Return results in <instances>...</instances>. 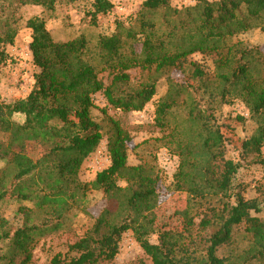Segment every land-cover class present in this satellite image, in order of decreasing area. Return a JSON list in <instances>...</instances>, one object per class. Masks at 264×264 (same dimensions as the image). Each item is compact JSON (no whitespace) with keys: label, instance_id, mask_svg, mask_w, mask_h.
<instances>
[{"label":"trees","instance_id":"obj_1","mask_svg":"<svg viewBox=\"0 0 264 264\" xmlns=\"http://www.w3.org/2000/svg\"><path fill=\"white\" fill-rule=\"evenodd\" d=\"M2 1L8 4L0 8V65L19 31V9L38 6L52 14L60 0ZM84 1L89 2L87 15L92 23L113 8L108 0ZM169 2L144 0L134 16L115 20L114 31L100 36L94 47L82 37L55 41L42 15L25 21L32 64L38 72L24 98L0 103V160L4 163L0 202L6 197L32 202L35 211H48L55 224L49 226L48 218L35 220L32 209L20 206L21 227L12 234H0V241L8 239L12 247L10 255L0 258L6 264H16L17 256L22 257L17 264H28L36 238L62 227L70 205L85 201L89 192H100L107 205L92 226L64 254L52 256L49 264L112 262L128 231L151 264H227L217 252L230 243L233 230L240 226L251 238L242 263L264 264V220L251 216V212L260 213L264 200H246L235 191L241 166L225 159L214 115L216 107L239 97L257 124L242 142L239 157L264 162V76L255 73L247 60L250 52L236 49L238 42L233 39L252 29L264 34V0H202L193 8L179 10L170 8ZM195 53L217 57L210 88L178 84L168 77L172 71H184L188 57ZM254 55L261 56L259 52ZM131 70L142 76L135 87ZM194 75L205 76L197 69ZM162 76L167 77V91L154 106L153 126L161 133L156 141L176 161L172 189L187 195L182 231L155 230L156 190L162 177L155 157L150 163L128 166V151L136 147L129 148L128 132L109 116L110 126L104 130L88 112L92 96L98 93L109 109L122 114L141 112L156 95ZM200 93L203 100L197 96ZM102 113L107 115L106 108ZM16 115L23 116L22 123L13 120ZM105 135L110 164L92 181L81 183L78 172ZM28 144L41 150L38 160L29 157ZM256 191L264 198V182ZM195 217L200 219V235L214 228L198 241L188 232L195 226ZM154 234L157 243L152 244L149 237ZM229 264L237 263L231 260Z\"/></svg>","mask_w":264,"mask_h":264},{"label":"rangeland","instance_id":"obj_2","mask_svg":"<svg viewBox=\"0 0 264 264\" xmlns=\"http://www.w3.org/2000/svg\"><path fill=\"white\" fill-rule=\"evenodd\" d=\"M108 1L113 5L111 13L98 16L96 23L90 22L87 15L89 2L84 0L73 2L60 0L52 14L43 12V9L38 6L29 5L20 8L18 15L21 16L22 20L19 31L14 43L6 47L7 59L4 64L0 65V103H10L18 98H24L32 87L34 74L38 72V69L34 68L32 64L29 50L30 30L24 26L28 18L42 15L46 19V28L55 41L65 42L82 37L91 47H94L100 36L109 35L114 31L113 22L115 20H127L130 16H134L140 10L144 0ZM197 2L190 4L189 0H187V3L184 0H170L169 3L170 8L179 10L193 8ZM2 4L7 5L8 1L4 3L0 0V8ZM161 18L162 14L158 15V21ZM233 39L234 42H238L236 49H245L250 52L247 60L252 62L255 73L264 76V34L259 29H252ZM255 52H259L261 56L257 58L254 55ZM187 60L184 71H172L168 77L182 85L212 87L209 84H211L217 66V57L213 53L206 56L195 53L190 55ZM196 69L205 76L201 79L196 78L194 75ZM128 73L131 76V85L133 87L137 86L141 81V74L137 70H131ZM103 81L107 84L105 74H103ZM166 91L167 77L162 76L157 82L156 95L141 112L122 114L109 109L106 107L103 96L99 93L92 96V106L88 109L89 117L103 125L104 130H107L110 126L106 120V117L109 116L118 121L121 127L128 132L131 140L129 148L136 146L135 149L128 151V166L138 165L141 161L150 163L152 158L155 157V163L162 176L156 190L157 205L154 210L156 232L170 229L182 231L185 228L183 212L188 208L186 193L172 189L171 176L175 170L176 161L170 158L165 149L160 147L161 143L156 141L161 133L153 126L154 106L165 95ZM197 96L198 98L202 97V100L205 98L202 93ZM105 108L107 111L106 116L102 113ZM214 111L216 122L220 126L223 136L225 159L238 162L241 166L234 180L235 191H239L246 200L257 199L263 201L264 198L260 197L256 190L264 182V162L262 164L255 163L252 156L244 160L239 157L242 142L253 134L257 127L256 122L250 118L248 109L239 97H234L229 103L216 107ZM13 120L16 123H22L23 116L16 115ZM98 147L107 150L106 135ZM27 152L33 161L38 160L42 154L36 144H28ZM89 157L83 162L78 172V180L81 183L92 181L96 173L99 172L92 167L91 158L93 153ZM262 157L264 158V148L262 149ZM3 167L4 163L0 160V169ZM119 185L123 187L125 184L120 183ZM106 205L107 201L100 192H89L86 194L85 201L78 202L75 205L71 204L70 210L64 216L62 227L53 232H44L36 238L28 264H49L50 259L56 253L64 254L68 246L92 226L94 218L99 215ZM20 206L32 209L34 212L31 216L35 220L40 221L48 218L47 224L49 226L55 224V220L48 211H35L32 202L21 203L15 197H6L0 202V234L2 231H8L12 234L16 228L21 227L23 215L18 213ZM251 216L264 220V207L258 214L251 212ZM199 220L195 217V226L188 230L191 237L197 241L212 233L214 229L211 228L204 235H200L197 231ZM188 232L185 234L186 237ZM149 241L152 244L157 243V235H151ZM250 242L251 238L244 232L243 226L235 228L230 243L220 248L217 256L224 258L227 264L231 260L237 264H257L253 260L242 263L246 251L251 246ZM11 253L12 247L9 240L0 241V258ZM17 258L16 264L18 260L20 262L22 257L17 256ZM0 264L6 263L0 259ZM101 264H151V262L135 242L131 231H128L122 235L115 259L112 262Z\"/></svg>","mask_w":264,"mask_h":264},{"label":"built area","instance_id":"obj_3","mask_svg":"<svg viewBox=\"0 0 264 264\" xmlns=\"http://www.w3.org/2000/svg\"><path fill=\"white\" fill-rule=\"evenodd\" d=\"M202 1V0H189L190 4H194V2ZM208 2L217 1V0H205ZM185 3H187V0H184ZM90 160V157L88 158ZM92 160V167L95 168L97 171H101L107 168V166L110 164V158L108 155L107 150L102 147H97V149L93 152Z\"/></svg>","mask_w":264,"mask_h":264}]
</instances>
